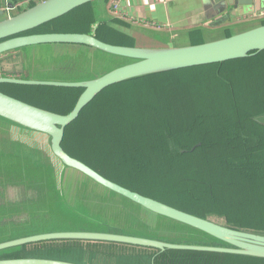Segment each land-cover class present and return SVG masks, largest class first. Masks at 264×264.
<instances>
[{"label":"trees","instance_id":"obj_1","mask_svg":"<svg viewBox=\"0 0 264 264\" xmlns=\"http://www.w3.org/2000/svg\"><path fill=\"white\" fill-rule=\"evenodd\" d=\"M94 6V2L84 5L24 35L87 33L110 44L133 46V38L111 28L107 21L99 20ZM114 22L121 21L115 19ZM40 46V50L33 49L38 53L35 58L27 57L24 48L12 53H23L30 63L37 64L41 57L48 59L49 62L43 65L51 63L47 72L52 75L40 78L50 80L75 76L82 79L91 72L94 53H98V56H112L81 45ZM43 50L47 55L43 54ZM258 55L224 64L154 74L112 86L89 104L81 116L67 128L63 147L72 156L126 187L206 218L223 216L230 227L264 234V167L260 165L264 163V124H256L253 128L244 124L264 115V101L254 103L248 89V85L252 84L255 88L263 87L261 91L264 90V52ZM111 58H115L117 62L129 60L116 56ZM83 61L87 65H83ZM130 62L129 60L125 64ZM121 65L123 64L118 66ZM84 66L90 68L88 74L84 73ZM208 69L212 77L197 78L195 71ZM190 73L194 77H189ZM167 82L170 84L164 86ZM189 82L209 94L218 92L220 83H224V99L230 100L232 105L229 108L230 115L223 120L211 118L206 120V124L201 121L197 125H183L176 130L165 120L160 110L161 100L177 88L188 89ZM241 86L242 90L239 91ZM16 87L33 88L53 101H60L56 95L62 90L75 94L78 92L77 98L70 102L68 108L56 111L60 114L69 113L82 93L81 89ZM256 91L257 89L255 93ZM142 95V103L145 105L140 107L136 100ZM242 96L244 99L241 101ZM236 104L237 113L233 114ZM253 104L256 106L252 107ZM5 125L17 126L0 118V128L4 129ZM241 126L242 130L236 131ZM191 132L197 134L189 140L190 145H187L185 135ZM221 137L225 140L220 144L223 149L220 157H215L212 150ZM179 139H182L183 149L196 143L202 144L194 153L184 154L183 149L180 150L182 146ZM119 145L122 149L115 150ZM101 148L109 149V152L103 153ZM24 150H8L0 142V154L5 156L3 161L9 165L3 166L0 159V171L12 169L21 173L20 184L25 191V199L0 203V242L54 231L53 228L60 227L63 230L123 233L172 243L223 244L202 231L145 210L83 174L65 167L55 158L63 167V182L66 170L80 175L78 181L81 183L74 199L76 203L63 205L62 202L59 203L63 196L59 189L53 155L44 153L41 156L34 150ZM157 153L163 156L158 157ZM240 153L243 154V161L230 163L226 160L229 157L238 159ZM219 164L222 165L221 168ZM193 170L199 175L194 179L187 178ZM223 171L234 175H248L244 182L225 179L222 184H217L210 180V175ZM57 210L68 216L70 221L76 222L57 226L56 220L47 218ZM19 213H26L27 220L17 221L14 216ZM113 221L118 225H114ZM49 243L61 245L37 249L16 247L0 251V259L49 258L77 264H264V259L231 254L179 250L161 252L153 248L81 240L50 241L45 244Z\"/></svg>","mask_w":264,"mask_h":264},{"label":"water","instance_id":"obj_2","mask_svg":"<svg viewBox=\"0 0 264 264\" xmlns=\"http://www.w3.org/2000/svg\"><path fill=\"white\" fill-rule=\"evenodd\" d=\"M98 0H38L34 6L15 11L3 17L6 6L0 10V59L19 49L40 45H81L106 54L129 59L112 71L91 80L56 81L35 80L0 76L1 84L29 87H52L81 89L73 109L67 114H60L37 107L31 103L11 96L0 90V118L14 123L18 127L45 135L50 140V149L54 158L65 167L73 169L102 187L132 201L145 210L168 219H172L217 239L221 245L201 243H172L155 238L110 233L91 230H54L21 236L0 242V251L41 242L81 240L118 243L146 248L167 250L210 252L231 254L264 259V234L236 229L215 222L209 218L188 212L163 202L139 191L129 189L118 182L102 175L89 164L69 154L63 147L67 128L72 125L85 108L88 107L106 89L133 79L154 74L178 70L200 68L229 61L253 57L264 52V19L247 29L201 44L182 47L143 48L121 46L104 42L87 33H36L28 34L40 26L59 19L77 8ZM211 3V1H209ZM218 5L219 13L228 7H252V12L264 11V0H212ZM202 143H196L182 150L184 154L194 153ZM0 159L5 156L0 154ZM200 172V171H199ZM22 177V176H21ZM5 189V188H3ZM16 202V200H8ZM19 201V200H17ZM17 221H25L26 213L14 216ZM0 264H76L65 260L49 258L0 259Z\"/></svg>","mask_w":264,"mask_h":264},{"label":"rangeland","instance_id":"obj_3","mask_svg":"<svg viewBox=\"0 0 264 264\" xmlns=\"http://www.w3.org/2000/svg\"><path fill=\"white\" fill-rule=\"evenodd\" d=\"M97 15L99 17H102L104 13L102 12L101 8L97 9ZM112 13V12H111ZM250 19L256 20V19H264V11L263 12H257L256 14L254 12H251L248 14ZM264 23V21H263ZM94 26V25H93ZM240 30V29H238ZM237 31V30H236ZM62 45V44H58ZM44 46H50V45H44ZM35 48L27 47L24 48L26 50V54H28L27 57L30 56V58L38 57V53L34 52L33 49L40 50L42 46H34ZM23 50V49H22ZM33 52V53H30ZM44 55L46 54V51H42ZM23 56V53H22ZM90 56V55H89ZM92 57V56H90ZM112 57V56H111ZM110 56L103 55L101 56L98 53L95 55L94 53V59L93 64L90 65V68L88 66H84V73L88 74V76L80 79L77 76L73 78H64L62 80H56V81H86L91 80L94 78H98L113 69L117 68V66L122 63L125 64L126 62H129V60H120L115 61V58H111ZM45 59V60H44ZM96 59V62H95ZM26 63L21 61V53L18 52L17 54H13L11 57L0 59V74L12 76L15 78H27L29 79H35V80H50V79H43L40 78V76L44 75H52L49 71L47 72V68L50 67V64L43 65L45 63H48L49 60L46 58H40L37 64L30 63L29 60H26ZM42 65V66H41ZM83 65H87V62L85 63L83 61ZM28 66V70H27ZM39 66H41L39 68ZM170 84V82H167L164 84L167 85ZM18 85H1L0 90L2 92H7L9 94H13L11 96H15L21 100H24L28 103H31L37 107L56 112L61 109L68 108L71 101H75V99L78 96L74 92L69 93L67 90H62L57 93L56 98H58L60 101H53L47 98L46 94L40 95V93L33 89H26V88H18L16 87ZM263 87L255 88L252 84L248 85V89L251 91V100L257 102L260 104L261 101H264V90L261 91ZM255 89H257L255 93ZM242 90V86L239 89V91ZM43 91V90H42ZM238 91V94H239ZM33 92V93H32ZM80 92V91H79ZM69 96V97H68ZM68 97V99H67ZM67 99V102L65 100ZM244 99V96L241 97V101ZM144 95L140 96L136 101L137 104L140 107H143L145 104H143ZM257 104V105H258ZM256 106L255 104L252 105ZM230 107L232 105L230 104V100L224 99V101H221L218 97H216L214 94L207 93L203 88H198L197 86L193 85V82H189V88L184 90L177 88L173 92L167 94L162 100H161V112L165 116L164 118L168 119L170 124L177 130L180 126L183 125H197L199 122H204L206 124V120L211 119L213 117L218 118H224L225 116H229L231 111ZM229 113V114H228ZM234 113H237V104L234 107ZM237 119H239L237 114ZM264 121V115L257 116L256 119H253L251 121H246V124L248 128H253L256 126V124H259L257 121ZM258 122V123H256ZM242 127L236 128V131L242 130ZM196 133H188L185 135V140L187 141V145H190L189 140L191 138L196 137ZM180 144L182 146L181 149H183V142L182 139H179ZM0 142H3L4 147H8V150H17V151H25L24 149H27L28 151L34 150L35 153H39L41 156H44V153L52 155L50 152V144H49V138L45 135L41 134H29L24 133V131L20 132L16 128L12 129L11 127L7 131H2L0 128ZM102 146V145H101ZM16 148V149H14ZM103 153H108L109 149L101 148ZM122 147L119 145L117 149L115 150H121ZM213 153V152H212ZM221 152H218L217 154L213 153V156L220 157ZM238 152L236 153V155ZM241 154V153H240ZM234 155V156H236ZM227 161L230 163L237 161V163L243 161V154L239 155L238 159L229 157L226 158ZM248 160V158H247ZM56 168H57V176L59 180V189L62 194V199L59 201V203L62 202L63 205L65 203H70V205L75 204V197L78 191V187H80V181H78L80 175L75 174V172L71 170H66L67 174L65 175V181L63 182L62 176H63V167L57 160L54 158ZM255 161H259L258 159H255ZM219 162V161H218ZM264 162V160H263ZM1 164L3 166H9L5 161L1 159ZM216 165V164H215ZM262 167H264V163L260 164ZM220 168L222 167L221 164H219ZM224 168V167H223ZM225 172V173H224ZM218 173V172H217ZM213 174L210 175L209 178L213 182H217V184H222V181H226L225 179L230 180H239L244 182L246 180V174L245 176L242 175H234L230 174L227 171H223V173L219 174ZM199 174H196V171L193 170L190 175H187L186 177L191 179H194V177L198 176ZM202 175V174H201ZM250 175V174H249ZM203 176V175H202ZM21 180V173H17L15 170L12 169H4L0 171V203L7 202V200H22L25 195V191L23 187L20 184ZM48 187V186H47ZM5 188V189H3ZM48 192V190H47ZM39 217V216H36ZM35 218V217H33ZM47 218L56 220L58 222L57 226H63L65 224L75 223L76 220H71L68 216L61 213L60 210L54 211L53 214ZM209 219L218 222L220 224L228 225V221L223 216H211ZM114 225H118V223L115 221L112 222ZM52 230H63V228L56 227ZM241 230V229H240ZM244 230V229H243ZM249 232L257 233L254 230H244ZM258 234V233H257ZM61 244L59 243H49V244H38L33 245L28 248L30 249H37L41 247H59ZM1 256V254H0Z\"/></svg>","mask_w":264,"mask_h":264},{"label":"crops","instance_id":"obj_4","mask_svg":"<svg viewBox=\"0 0 264 264\" xmlns=\"http://www.w3.org/2000/svg\"><path fill=\"white\" fill-rule=\"evenodd\" d=\"M21 1L25 0H0V10ZM110 1L111 0H98L94 2L95 10L97 11V9L101 8L104 13L102 17L98 16L100 18L99 20L102 19L107 21V25L111 28L133 38V46L143 48L182 47L201 44L228 36L231 33H236V30L239 32L238 29L241 31L242 29L245 30L249 26H253L257 21L259 22L263 19H250L251 16L248 14L252 12V7L249 6L239 7L235 10L232 9L231 12L228 11L231 7H228V9L221 14L219 13V9H217L218 5H215L212 0H166L165 2H159L157 0H123L121 3L123 19L111 13ZM209 1H211V3ZM29 5L30 4L23 5L19 11L29 7ZM5 16L8 17V14L5 13L3 17ZM115 19L121 22H114ZM153 24L157 26L153 27ZM260 58H262V56L259 57L258 60H260ZM195 74L197 78L205 77L207 79L213 76L209 69L205 71H195ZM189 77L194 76L190 73ZM218 82L220 81L218 80ZM223 84L222 82L220 83L219 88H217L218 92L215 93L216 97L221 99V101H224ZM212 119L218 121L223 120V117L218 118L216 116ZM165 120L169 122L168 119L165 118ZM259 123L264 124V121H259ZM6 126L7 125L1 130L4 131L7 129L8 131L11 126ZM11 128H16L20 132L24 131V133L33 134L17 126L12 125ZM212 137L216 139L215 136ZM224 142L225 140L223 137L218 139L212 152L215 154L221 152L223 146L220 144ZM230 143L233 142H229V144ZM157 156L162 157L163 155L157 153ZM163 168L165 169L166 165H164Z\"/></svg>","mask_w":264,"mask_h":264},{"label":"built area","instance_id":"obj_5","mask_svg":"<svg viewBox=\"0 0 264 264\" xmlns=\"http://www.w3.org/2000/svg\"><path fill=\"white\" fill-rule=\"evenodd\" d=\"M36 1H38V0H25V1H21V2L15 3L13 5L12 9L11 8H6V13L7 14H11L12 12H15V11L21 9L23 5H25V4H30L31 5L32 3L36 2ZM122 1L123 0H111L110 1V9H111V12H112V14L114 16L124 19V17L122 16V13H121V3H122ZM157 1L165 2L166 0H157ZM154 26H157V25L153 24V27Z\"/></svg>","mask_w":264,"mask_h":264},{"label":"flooded vegetation","instance_id":"obj_6","mask_svg":"<svg viewBox=\"0 0 264 264\" xmlns=\"http://www.w3.org/2000/svg\"><path fill=\"white\" fill-rule=\"evenodd\" d=\"M15 53V52H14ZM14 53H9V54H7V55H5L6 57H11ZM17 53V52H16ZM21 61L22 62H24V63H26V61H25V58H24V56H22V53H21ZM27 70H28V66H27ZM0 76H4V77H6L7 75H2V74H0ZM9 77H12V76H9ZM43 243H46V242H41V243H37V244H30V245H25L24 247H30V246H33V245H38V244H43ZM20 247H22V246H20ZM23 258V257H22ZM27 258H31V257H27ZM13 259H19V258H13ZM66 261V260H65ZM70 262V261H69ZM74 263V262H73ZM77 264V263H76Z\"/></svg>","mask_w":264,"mask_h":264}]
</instances>
